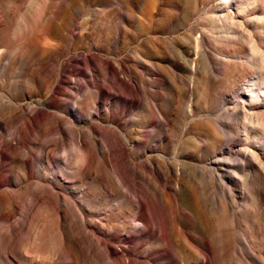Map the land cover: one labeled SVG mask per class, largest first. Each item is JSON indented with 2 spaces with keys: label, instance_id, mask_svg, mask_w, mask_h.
<instances>
[{
  "label": "rangeland",
  "instance_id": "rangeland-1",
  "mask_svg": "<svg viewBox=\"0 0 264 264\" xmlns=\"http://www.w3.org/2000/svg\"><path fill=\"white\" fill-rule=\"evenodd\" d=\"M29 1L0 0V264H264V0Z\"/></svg>",
  "mask_w": 264,
  "mask_h": 264
},
{
  "label": "bare ground",
  "instance_id": "bare-ground-1",
  "mask_svg": "<svg viewBox=\"0 0 264 264\" xmlns=\"http://www.w3.org/2000/svg\"><path fill=\"white\" fill-rule=\"evenodd\" d=\"M231 0H226L227 3H229ZM248 2V1H247ZM226 4V3H225ZM41 9V0H30L28 3V11L24 14H20V21H29L30 17L33 15H36L37 13H39ZM226 9V8H225ZM228 9V8H227ZM233 13V12H232ZM33 45L36 47V49L38 51H43L45 49V46L43 45V42H37L35 39H31ZM260 48H263V44H259ZM96 80V79H95ZM225 81L226 83H228V86H232L233 81H234V77L232 76V74L230 72H227L225 75ZM95 83V82H94ZM231 83V84H230ZM102 87V86H101ZM259 95V93H258ZM254 96V95H253ZM4 142L10 145V138L4 136L3 137ZM10 147L11 146H7L5 145L4 147L0 148L1 152L7 154L9 153V158L10 160L13 159V153L12 151H10ZM11 187H10V183L8 180H3L0 183V191H1V195L4 198V201L6 203V208H8V210L10 209V206L12 205V200H11V195H12V191H11ZM7 220V218H6ZM11 220V219H10ZM8 221V220H7ZM117 224V223H116ZM10 227V225H8ZM48 230V227L46 226V228H42L39 232L41 233H45ZM10 229L7 230V234H5V238L9 239L8 237L10 236ZM244 235V234H243ZM5 246L1 244L0 246V250L4 249ZM206 257V256H205ZM207 258V257H206Z\"/></svg>",
  "mask_w": 264,
  "mask_h": 264
}]
</instances>
